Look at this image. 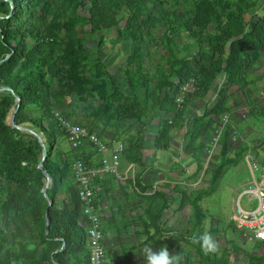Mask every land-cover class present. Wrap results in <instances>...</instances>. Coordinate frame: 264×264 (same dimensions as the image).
I'll return each mask as SVG.
<instances>
[{
	"label": "trees",
	"instance_id": "1",
	"mask_svg": "<svg viewBox=\"0 0 264 264\" xmlns=\"http://www.w3.org/2000/svg\"><path fill=\"white\" fill-rule=\"evenodd\" d=\"M261 1L0 0V62L11 54L0 64V192L6 195L0 200V264H91L90 222L73 166L77 158L88 168L99 169L104 156L89 141L74 153L55 148L47 118L53 119L56 108L65 106L69 96L77 95L85 105L81 123L91 133L98 132L107 147L122 144L121 157L129 164L144 166L148 114L155 113L161 120L155 147L169 150L172 133L183 131L187 154L200 172L201 152L212 142L221 115L231 112V101L238 106L236 98L248 88L255 65L264 57V13L247 19ZM110 31L130 44L132 60L122 84L86 46L90 36L101 34V44ZM184 40L188 42L181 45ZM151 41L160 55L154 74L147 68L153 56ZM221 75L216 103L191 118L190 105L204 100ZM187 84L192 89L187 91ZM94 98L98 105L89 101ZM129 120L137 124L135 132L118 124ZM84 125L78 126L87 128ZM224 128L207 194H189L181 188L184 178L192 177H187L184 167L166 173V180L155 189L153 183H144L142 174L129 180L142 195L153 192L135 207L130 206L128 187L117 191L112 188L113 177L96 178L93 193L98 204L106 198L111 199L112 209L116 204L107 224L122 222L128 238L142 230L146 243L157 237L160 246V239L174 235L164 230L166 210H170L166 197H170L177 209L192 208L190 228L181 239L193 245L199 264H223L213 262L209 253L192 242L205 232L201 201L217 190L226 169L256 150L242 137L234 147L235 125L228 123ZM38 137L46 145L44 167L52 176L46 195L45 174L27 168L42 161ZM232 148L235 154L230 157ZM119 199L124 205L117 207ZM102 233L105 239L104 227ZM255 264H264V252Z\"/></svg>",
	"mask_w": 264,
	"mask_h": 264
},
{
	"label": "rangeland",
	"instance_id": "2",
	"mask_svg": "<svg viewBox=\"0 0 264 264\" xmlns=\"http://www.w3.org/2000/svg\"><path fill=\"white\" fill-rule=\"evenodd\" d=\"M263 14L264 13V0L259 3L257 9L247 16V19L253 14ZM157 36L160 33L156 34ZM115 32H107V36L104 42L99 43L101 34L97 36H90L86 42V46L93 56L98 57L101 61L108 67V70L117 77L119 82L122 84L125 79V70L128 67L129 62L132 60V53L130 50V44L124 41H119L115 37ZM188 42V40L181 41V45ZM152 47L153 56L152 59L148 60L147 68L150 70L151 74L155 73V68L160 64L159 60V51L155 45V41L149 42ZM223 75H221L218 80L214 83L212 89L209 91L207 97L204 100L199 101L198 103H193L188 108V115L192 118L195 115H203L207 108L212 107L217 100V91L221 85ZM123 86V85H122ZM125 86V85H124ZM192 89V84H188L186 90ZM90 102H93L94 105H98L97 98L89 99ZM238 106L234 101H231L230 107L231 112L226 116L229 118V123H232L236 127L237 137L234 139H240L241 137L246 140L250 146H255L256 150L252 155L257 158L260 162L264 161V57L261 58L260 62L255 65V68L252 72V75L249 79V86L239 93V96L236 98ZM257 103V104H256ZM255 110L252 113V108ZM57 111L61 112L68 120L74 124L84 125L81 123L85 118L86 109L85 105L80 103L77 95H72L67 98L66 105L63 107L56 108ZM223 115H221V118ZM148 125L149 133L146 146L143 149V155L147 161V156L153 154L154 152H162L160 149L155 147L154 140L157 133L159 132L161 126V120L155 113L148 114ZM134 120H129L125 122H118L119 125H122L124 129L132 130L135 132L137 124L134 123ZM86 126V125H84ZM87 127V126H86ZM90 131L91 128L87 127ZM113 129H109L110 132ZM225 128L223 129L224 132ZM222 132V134H223ZM94 134L98 132L93 131ZM122 137L127 136L119 132ZM221 134V136H222ZM131 135V133L129 134ZM217 135V134H216ZM216 135H213L215 138ZM220 136V137H221ZM176 142V149H172L174 141ZM123 141V140H122ZM173 141V143H172ZM202 141V140H201ZM184 132H173L171 139L169 141V149L173 151V156H179L184 151ZM220 138L217 144L214 146L215 142H207L204 152H201V158L204 161V166L197 174V169L191 173L187 172V177L192 175L191 178H184L181 188L187 191L189 194H198L205 193L207 194L210 189V179L211 173L216 169L217 165V156L220 151ZM238 140L233 142V146H237ZM186 146V144H185ZM199 143L196 142L195 147L198 148ZM168 151V150H167ZM67 153H70L68 151ZM161 154V153H160ZM235 154V149L232 148L230 157H233ZM169 153H167V156ZM173 156L168 158L173 164L172 168H182V161H185L181 156L178 157L179 161H176L177 158L172 159ZM213 156V157H212ZM122 157V166L120 168L121 172H124L129 167L128 160ZM182 162V163H181ZM142 167V165H140ZM235 167H229L224 171L223 177L220 180L217 190L210 196L204 198L201 201V206L205 214L204 220V231L212 234L214 241L218 244V251L215 253H209L213 262L223 261V264H255L257 259L264 252V243L258 246L255 250V245L253 242L244 235H239L233 231L232 226V216L233 208L232 202L234 199V188L236 187V172ZM29 169H39V164H29L27 165ZM143 168L138 169L135 167L129 172L128 179L119 182L125 188L128 187L129 198L133 199L130 202L140 204L146 202L147 196L152 195V190L147 191L145 195H142L138 189L132 185L131 181L135 180L134 178L139 177ZM169 173L166 168L159 172L158 174H151L148 177L149 184L158 183L161 184L166 180V176ZM196 173V174H195ZM135 176V177H134ZM134 177V178H133ZM143 179V178H142ZM134 182V181H132ZM47 184V181H46ZM112 185L116 188L118 182L113 180ZM179 186V185H178ZM183 186V187H182ZM5 193L0 192V200L5 198ZM168 201V206L170 210H166L165 227L166 232H174V235L163 237L160 239L163 241L162 245H158V238L154 237L148 243H146L147 234L141 230L138 236L133 235L127 237L126 233L123 230L122 222L118 224L108 225L106 218L109 217L112 212L116 209L115 206L108 214V217L105 218L103 227L106 231V262L105 264H145L144 257L142 255V249L145 246L152 247L154 250L167 246L170 254H180L182 257L181 264H199L200 256L193 247L192 244L186 243L181 239V235H186L188 229L190 228L189 219L192 214V208L189 205H186L183 209H177V205L173 203L170 197H166ZM140 201V202H139ZM139 202V203H138ZM124 202L119 199L117 202V207L123 206ZM134 205V204H133ZM131 206V205H130ZM135 207V206H134ZM111 216V215H110ZM161 223V222H160ZM132 231V230H131ZM155 229L151 230V235L154 234ZM241 234V233H240ZM178 238L179 243H175L174 239ZM261 248V249H260ZM260 249V250H259ZM254 251V252H253Z\"/></svg>",
	"mask_w": 264,
	"mask_h": 264
},
{
	"label": "built area",
	"instance_id": "3",
	"mask_svg": "<svg viewBox=\"0 0 264 264\" xmlns=\"http://www.w3.org/2000/svg\"><path fill=\"white\" fill-rule=\"evenodd\" d=\"M53 115L54 118H47V121L52 126L56 149L74 153L80 148L82 142L89 141L95 144L104 156L103 166L99 169H90L77 158H74L73 166L77 188L83 202V210L90 222L88 235L91 264H104L106 261V242L102 233L103 223L111 211L112 203L109 198H106L101 202L102 204H98L93 193V182L96 178L104 180L110 176L119 184L116 190L121 191L122 185L119 182L128 179V174L133 166L131 165L127 170L121 172V156L124 149L122 144L115 143L111 147H107L96 134L91 133L89 129L83 126L72 123L61 112L55 111ZM221 119L222 123L217 126L218 130L215 133L217 135L215 138L213 137L214 146L217 144L225 125L229 123L227 116H223ZM251 153L252 150L248 151L245 158L235 167L236 187L232 202V226L237 232L247 236L253 242L254 251H256V248L260 245L262 248L264 243V239L257 238V233L264 231V164ZM157 185L158 183L153 185L154 189Z\"/></svg>",
	"mask_w": 264,
	"mask_h": 264
},
{
	"label": "crops",
	"instance_id": "4",
	"mask_svg": "<svg viewBox=\"0 0 264 264\" xmlns=\"http://www.w3.org/2000/svg\"><path fill=\"white\" fill-rule=\"evenodd\" d=\"M173 141H172V143H173ZM185 144L186 143L184 142V146H183L184 151L182 152L181 155H179L177 157L173 156V151L171 149H169L168 151L161 150L162 152H154L153 154H150L149 156H147L148 158H147V161L145 160L144 166L141 167L140 164H129V166H131V165L133 166L134 173H135V167H138V169L143 168L142 178H143V181L145 184L150 183L148 181V177H150L151 174H155V173L158 174L159 172L163 171L165 168L168 171H171L172 169H174V168H172L173 167V164H171L172 162L168 160V158H170V156H173L172 157L173 160H174V158H177L176 161H179L178 157H180V156L182 158H184L185 161H182L183 163L181 162L183 167L186 168L187 172L193 173L196 170V162L194 159L190 158L189 155L187 154L188 148L185 146ZM175 145H176V142L174 141L173 145H171L172 149H176ZM167 153H169L168 156H167ZM118 185L116 186V188L118 187ZM122 187H124V186L122 185ZM112 188H115V187L112 186ZM116 188H115V190H116ZM139 205L140 204L134 203V201L131 202V206H139ZM111 209H112V204H111ZM115 210H117V209H115Z\"/></svg>",
	"mask_w": 264,
	"mask_h": 264
},
{
	"label": "clouds",
	"instance_id": "5",
	"mask_svg": "<svg viewBox=\"0 0 264 264\" xmlns=\"http://www.w3.org/2000/svg\"><path fill=\"white\" fill-rule=\"evenodd\" d=\"M168 235H172L169 233ZM258 239H264V231L257 233ZM193 244H199L205 253H215L218 251V244L214 241L211 233L204 232L193 239ZM145 264H181L180 254H170L167 246H162L156 250L145 246L142 249Z\"/></svg>",
	"mask_w": 264,
	"mask_h": 264
},
{
	"label": "water",
	"instance_id": "6",
	"mask_svg": "<svg viewBox=\"0 0 264 264\" xmlns=\"http://www.w3.org/2000/svg\"><path fill=\"white\" fill-rule=\"evenodd\" d=\"M11 56V54L9 56L6 57L5 60L1 61L0 64H2L4 61H6L9 57ZM14 121H15V116L12 117V124L14 125ZM32 133H35L34 131H31ZM41 143V146L43 148V155H42V161L39 164V169L42 170V172L45 174L46 178H47V184H46V189L43 191V193L46 195L47 193V189L50 187V183L52 182V176L50 175V173L45 169L44 167V162L47 156V148L46 145L44 143V141L38 137Z\"/></svg>",
	"mask_w": 264,
	"mask_h": 264
}]
</instances>
